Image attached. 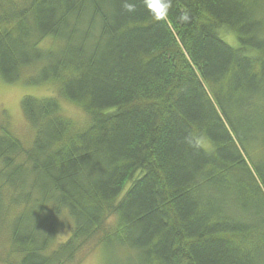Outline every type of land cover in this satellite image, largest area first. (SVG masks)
Listing matches in <instances>:
<instances>
[{
    "label": "trees",
    "instance_id": "trees-1",
    "mask_svg": "<svg viewBox=\"0 0 264 264\" xmlns=\"http://www.w3.org/2000/svg\"><path fill=\"white\" fill-rule=\"evenodd\" d=\"M0 77V264H264V0H0Z\"/></svg>",
    "mask_w": 264,
    "mask_h": 264
},
{
    "label": "rangeland",
    "instance_id": "rangeland-1",
    "mask_svg": "<svg viewBox=\"0 0 264 264\" xmlns=\"http://www.w3.org/2000/svg\"><path fill=\"white\" fill-rule=\"evenodd\" d=\"M222 35L224 36L223 39L227 43L230 45L233 44L231 42L233 41L231 35L226 32H223ZM47 41L49 40L46 39L42 44H48ZM27 71L28 72L26 74L33 73L32 69H28ZM49 83L29 85L25 83L23 78L14 82H7L0 77V130L3 128L8 129L11 133L18 137L26 147L30 145L34 137V132L21 112L20 100L24 95H30L38 98L56 95L53 85ZM59 102L64 115L68 116L80 125L87 122L85 113L77 105L69 103L62 98H59ZM7 203V198H5L4 204L7 207V212L5 214L4 223L9 220V216L12 213L9 212L11 207L7 206ZM58 222L59 225L55 231L56 242L64 241L69 236L71 229V221L68 216L61 215L58 218ZM5 238L6 232L4 231V225L0 224V254H2L3 250L6 248ZM118 251L114 250L113 252V255H115L113 257L114 260H117L118 257L121 258L122 253L120 250ZM77 264H109V259L107 254L104 253L101 248H96L84 255Z\"/></svg>",
    "mask_w": 264,
    "mask_h": 264
},
{
    "label": "clouds",
    "instance_id": "clouds-1",
    "mask_svg": "<svg viewBox=\"0 0 264 264\" xmlns=\"http://www.w3.org/2000/svg\"><path fill=\"white\" fill-rule=\"evenodd\" d=\"M161 8L162 10L166 11L167 10V4L166 3H161Z\"/></svg>",
    "mask_w": 264,
    "mask_h": 264
},
{
    "label": "snow or ice",
    "instance_id": "snow-or-ice-1",
    "mask_svg": "<svg viewBox=\"0 0 264 264\" xmlns=\"http://www.w3.org/2000/svg\"><path fill=\"white\" fill-rule=\"evenodd\" d=\"M153 7H154L157 11H160V5H159V3L154 4Z\"/></svg>",
    "mask_w": 264,
    "mask_h": 264
}]
</instances>
